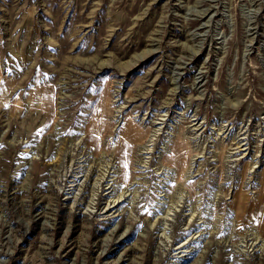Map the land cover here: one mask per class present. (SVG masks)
I'll list each match as a JSON object with an SVG mask.
<instances>
[{
  "label": "rangeland",
  "instance_id": "rangeland-1",
  "mask_svg": "<svg viewBox=\"0 0 264 264\" xmlns=\"http://www.w3.org/2000/svg\"><path fill=\"white\" fill-rule=\"evenodd\" d=\"M0 264H264V0H0Z\"/></svg>",
  "mask_w": 264,
  "mask_h": 264
},
{
  "label": "bare ground",
  "instance_id": "bare-ground-1",
  "mask_svg": "<svg viewBox=\"0 0 264 264\" xmlns=\"http://www.w3.org/2000/svg\"><path fill=\"white\" fill-rule=\"evenodd\" d=\"M131 130V131H130ZM139 129H138V126H136L135 124H133V121L132 120H130V119H127L125 122H124V125H123V127L121 128V132L120 133H122L121 134V136H122V138H124V137H127L128 136V139H134V138H136V137H138V133H137V131H138ZM125 133H128L127 135H125ZM130 134V135H129ZM133 135H134V138H133ZM152 137V136H151ZM125 139V138H124ZM150 148V147H149ZM124 152L126 153V152H128V147H124ZM173 155L175 154L176 156H178V159L175 157V159H177L176 160V163H178V166H177V169H180V167H182V162H181V160H180V156L178 155V150H173ZM181 164H180V163ZM121 163V162H120ZM242 202V201H241ZM239 203V206L241 207V204L242 203ZM241 209V208H240ZM237 211L238 212H240L241 210H239V208H237ZM258 235V234H257ZM261 235V234H260ZM258 237H260L259 235H258ZM257 237V238H258Z\"/></svg>",
  "mask_w": 264,
  "mask_h": 264
}]
</instances>
